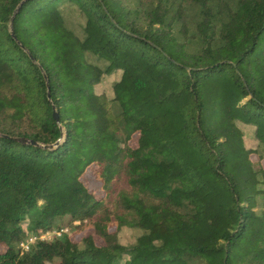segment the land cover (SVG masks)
Here are the masks:
<instances>
[{
  "label": "trees",
  "instance_id": "1",
  "mask_svg": "<svg viewBox=\"0 0 264 264\" xmlns=\"http://www.w3.org/2000/svg\"><path fill=\"white\" fill-rule=\"evenodd\" d=\"M0 246V264H264V0H0Z\"/></svg>",
  "mask_w": 264,
  "mask_h": 264
},
{
  "label": "rangeland",
  "instance_id": "2",
  "mask_svg": "<svg viewBox=\"0 0 264 264\" xmlns=\"http://www.w3.org/2000/svg\"><path fill=\"white\" fill-rule=\"evenodd\" d=\"M119 72H120L119 70H114L111 73L104 74L102 76V79L100 80V82L98 84H96V86H95L96 90H104L107 94H111L112 93L111 82L114 79L119 77ZM237 123L243 130V138H244L245 144L247 146L256 145L258 140L255 136L254 125L251 123H244L243 121H240V120H237ZM94 170H95V166L91 165L88 168V170L86 171L87 173H85V175L83 176V179L85 180V182L90 187H94L98 184L97 181L95 179H93ZM77 222L78 221H74V224H76ZM72 230H73L72 226L62 224L60 227H57V228L55 227L53 229L46 230V231H43L40 233H43V235H44L43 238L51 239L52 237H54L55 235L58 234L57 231H59L61 233L62 232L70 233ZM85 232H87V231H83L82 233H85ZM31 234H29V235H31ZM29 235H27L25 238H28ZM119 239L121 242H128L132 239V233L128 227H122V229L119 233ZM0 248H1V246H0Z\"/></svg>",
  "mask_w": 264,
  "mask_h": 264
},
{
  "label": "built area",
  "instance_id": "3",
  "mask_svg": "<svg viewBox=\"0 0 264 264\" xmlns=\"http://www.w3.org/2000/svg\"><path fill=\"white\" fill-rule=\"evenodd\" d=\"M57 233H58L57 235H60V234H61V232H59V231H57ZM43 237H44L43 233H40V234H38V235H36V234H31V235H29L28 238H25V239L21 240V241L19 242V246H20L23 250H26V249L29 248L30 244L33 243L37 238H43Z\"/></svg>",
  "mask_w": 264,
  "mask_h": 264
},
{
  "label": "water",
  "instance_id": "4",
  "mask_svg": "<svg viewBox=\"0 0 264 264\" xmlns=\"http://www.w3.org/2000/svg\"><path fill=\"white\" fill-rule=\"evenodd\" d=\"M54 114H55V112H54ZM34 142V141H33Z\"/></svg>",
  "mask_w": 264,
  "mask_h": 264
}]
</instances>
